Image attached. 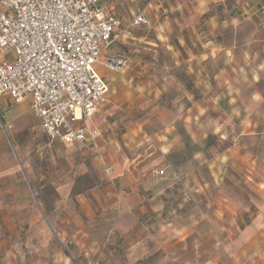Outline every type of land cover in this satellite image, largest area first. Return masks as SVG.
Returning <instances> with one entry per match:
<instances>
[{
    "label": "rangeland",
    "instance_id": "obj_1",
    "mask_svg": "<svg viewBox=\"0 0 264 264\" xmlns=\"http://www.w3.org/2000/svg\"><path fill=\"white\" fill-rule=\"evenodd\" d=\"M213 10L219 16L224 12L235 19H214L215 33L211 36L205 31L207 21L203 16L197 21L199 35L187 39H190L195 49H201L206 40L215 46L235 45L238 52H244V56L241 53L238 60L250 58L247 69L249 74H253L254 66L264 63V34L250 33L254 28L264 29V0H225L223 3L215 2ZM249 17H252L253 25L247 19ZM237 29H241L240 36L232 33L222 35L223 30ZM218 30L220 35L215 36ZM249 38H258L259 41L252 42ZM180 41L183 38L179 36L167 37V43L163 41L162 46L154 48L155 52L141 49L134 54L142 58L152 54L154 59L167 64L178 62L172 74L175 70L186 73L178 90L176 86L167 90L163 98L169 110L166 122L177 117V125L181 122L178 118L187 103L181 86H187L185 80L188 81V76H191L185 64L181 63L185 55L181 51ZM166 44L173 50L167 51ZM99 65L103 66L102 62L93 66L95 72H108ZM221 99L219 103H222ZM200 102L209 109L210 114L202 118V125L196 132L197 144L192 151L199 154V159L204 148L203 130L222 122L224 117L221 110L213 107L211 100L203 99ZM20 109L22 106H16L17 111ZM10 110L0 109V119L7 126L6 131L0 128V205L5 206L3 215L12 218L17 233L15 245L25 264H63V256H67L64 249L68 250L72 264H264V217L259 226L249 227L257 211L244 210L250 207L254 209V205L263 207L264 202L242 180V170L237 167L234 171L229 170L226 184L212 186L205 164L198 169L213 194H225L231 204H237L238 210L227 212L224 217L211 206L207 208L203 200L198 198L196 201L183 195L185 185L178 177H187L190 171L195 170L193 162L188 161L168 173H160L164 177L163 184L156 182L150 186L170 191L167 195L169 206L174 208L177 205L178 210L177 213H170L166 219L171 223V228L180 234L171 233L173 238H164L159 243L151 240L146 253L142 247L147 245H136L134 241L146 237L147 232L142 225L147 220L139 215L122 212L117 197L115 202L105 201L104 187L109 186L115 193L119 186L128 187V184H111L103 172L99 156L90 155L76 145H49L46 137L38 132L37 120L24 106L20 112ZM242 144L262 152L261 158L264 156V139L242 140ZM218 147L215 144L210 151L215 152ZM158 161L156 159L144 166L142 170L148 175L137 182L131 180L130 186L140 189L148 187L143 183L150 176L152 168L158 169V172L161 170ZM37 196L44 200L47 213H44ZM128 199L125 197L121 204L129 206L140 201L127 202ZM246 226L249 230L257 229L261 236L244 242L249 234L248 231L244 232ZM154 229L150 228V232L155 233Z\"/></svg>",
    "mask_w": 264,
    "mask_h": 264
},
{
    "label": "crops",
    "instance_id": "obj_2",
    "mask_svg": "<svg viewBox=\"0 0 264 264\" xmlns=\"http://www.w3.org/2000/svg\"><path fill=\"white\" fill-rule=\"evenodd\" d=\"M224 1L101 0L106 13L118 18L123 25H127L138 13L143 14L146 22L135 29L130 39L113 45L105 53L106 56L127 58L128 65L120 73H112L108 70L103 74L100 71V73L95 72L98 76L102 75L100 77L105 81L107 90L99 113L88 122L89 129L99 131V136L96 138L99 162L104 168L112 169L110 175H106L111 180V184L115 183L118 186L128 184V187L119 186L115 193L109 186L104 187L107 198L105 201L112 203L117 197L122 212L148 219V223L144 222L142 225L143 230L147 232L146 237L134 241L136 245L142 243L147 245L142 247L146 253L151 240L159 243L164 238L172 237L171 233L180 234L171 228V223L163 217L164 190L150 186L156 182L163 184L164 177L160 173H168L172 170L168 166L167 157L185 149L183 138L177 131V117L166 122L169 110L161 105L165 92L175 86L177 89L178 85L182 84L181 80L171 72L179 63L167 64L162 60L154 59L152 54L145 53L147 58L134 55L141 49L155 52L154 48L158 45L162 46L163 41L167 43V37L183 38L179 44L185 60H181V63L185 64L191 74L192 86L189 90L181 86L188 105L183 107L178 119L183 123L190 140L197 141L196 132L202 125V118L210 114L209 109L200 104L203 99H208L213 102V107L221 110L224 117L222 122H217L211 128L203 130V139L208 133H212L222 141L230 143L229 147L216 156L210 155L207 151L201 152V159L198 153L193 155L189 162H193L195 170L190 171L187 177L185 175L178 177L185 185L183 195L192 200L197 201L198 198L203 200L207 208L211 206L222 217L233 210H238L237 205L231 204L224 196L213 195L208 189V182L198 171L199 167L205 164L209 169V181L212 186L222 185L229 170V172L234 171L236 167L242 170L244 172L242 180L248 183L253 192L264 202V156L261 158L262 152L257 149L252 151L246 144H242L244 138L264 139V63H258L254 66L253 74H249L247 67L250 58L238 60L241 53L244 56V52H238V47L235 45L215 46L206 40V44L201 45V49H195L190 39H187L199 35L197 21L203 16L205 22L207 21L205 31L211 36L215 33L214 19L222 21L235 19L224 12H221L220 16L214 13V3ZM236 15L235 13V17ZM250 18L252 17L247 19L253 25V19ZM240 30H223L222 35L232 33L234 36L236 34L240 36L242 34ZM250 33L264 34V29L254 28ZM219 35L220 30L215 36ZM248 40L259 41L258 38ZM164 46L167 51L173 50L169 44ZM196 94L198 99H195ZM220 99L222 103L218 102ZM8 105L5 98H0L1 110L12 109L10 111L20 112L24 106L32 115L27 104L9 108ZM16 106H22V109L17 111ZM156 159H159L161 170L155 175L152 172L154 169H151L150 176L143 183L144 186H149L144 189L130 186L131 180L137 182L141 177L148 175L142 168L155 162ZM186 178L187 182H185ZM125 197L130 198L127 202H134L137 199L140 201L125 206L121 204ZM251 209L257 211V214L253 216L255 218L251 217L249 227L259 226L261 220L263 222L264 206L254 205V209L244 210ZM4 210L5 206L1 204L0 264H25L21 259V252L15 245L17 233L12 218L3 215ZM175 212L176 209H170L168 215ZM153 227L155 233L150 232V228ZM158 227H161V232L158 231ZM244 230L249 233L244 242L251 241L258 235L261 236V232L259 233L257 229L249 230L246 226ZM63 258V264L68 262L72 264L68 256Z\"/></svg>",
    "mask_w": 264,
    "mask_h": 264
},
{
    "label": "built area",
    "instance_id": "obj_3",
    "mask_svg": "<svg viewBox=\"0 0 264 264\" xmlns=\"http://www.w3.org/2000/svg\"><path fill=\"white\" fill-rule=\"evenodd\" d=\"M145 23L138 13L123 25L101 0H0V98L10 106L27 104L49 143L99 156V131L88 122L107 88L93 66L102 62L122 72L127 58L105 53ZM0 128L7 130L1 119ZM111 170L105 167V175Z\"/></svg>",
    "mask_w": 264,
    "mask_h": 264
},
{
    "label": "trees",
    "instance_id": "obj_4",
    "mask_svg": "<svg viewBox=\"0 0 264 264\" xmlns=\"http://www.w3.org/2000/svg\"><path fill=\"white\" fill-rule=\"evenodd\" d=\"M173 73H174L173 75H175V77H177L179 80H181V82H182V77L187 76L186 73L183 70H181V71L175 70ZM185 81H186V85L187 86H185L184 89L189 90L191 88V86H192V84H191V76H188V81L187 80H185ZM197 96H198V94H196L195 99H198ZM163 101L164 100L162 99L161 105L168 110L167 106L163 103ZM187 105L188 104L186 103V106ZM9 107H11V106L8 105V108ZM233 125L236 128V124L234 123ZM177 131L179 132V134L183 138V141L185 143V149L183 151H181L180 153L173 154V155H170V156L167 157L168 166L171 167V168L177 167L178 165H180L182 163H187L189 160H191V158L193 157V155L196 153V152H193L192 150L196 146L197 143H195L196 141L193 142V141L190 140L188 134L186 133V131L184 129V125L182 123H179V125L177 126ZM247 139H249V138H244L243 140H247ZM202 142H203V145H204V148H203L202 151H207L212 156H216L217 154L221 153L223 150H225L227 147L230 146V143L228 141H222L221 139H219L218 137H216L212 133H208L206 135V138L205 139L202 138ZM48 144L50 145V144H55V143H49L48 142ZM215 144L219 145L218 150H216L215 152H211L210 149L213 148L215 146ZM84 152H86V151H84ZM88 154H90V153H88ZM208 179H209V175H208ZM226 182H227V176L225 177L222 185L226 184ZM168 194H170V191L165 190L164 191V196L162 198V203L164 205V212H163V217L164 218H166V216H168V210H170V209H176V213H177V210H178L177 205L174 208L173 207L171 208V206H169V203L170 202H169V199H167L168 198L167 197ZM213 195H215V194H213ZM219 195L224 196L229 201V199L225 196V194H222L221 193ZM181 196L182 195H180L179 197H181ZM37 199L42 203L44 213H47L48 212V209H47V207L45 205L44 200L38 198V196H37ZM250 208H252V207H250ZM144 220H148V219H145L144 218ZM143 225H144V223H143ZM64 252L70 258V255L68 253V250L64 249Z\"/></svg>",
    "mask_w": 264,
    "mask_h": 264
}]
</instances>
